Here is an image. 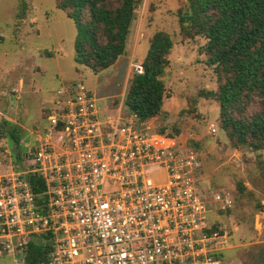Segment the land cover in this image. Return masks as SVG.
<instances>
[{"label":"built area","instance_id":"built-area-1","mask_svg":"<svg viewBox=\"0 0 264 264\" xmlns=\"http://www.w3.org/2000/svg\"><path fill=\"white\" fill-rule=\"evenodd\" d=\"M122 102L104 106L82 82L61 84L35 142L20 139L18 161L3 151L0 256L23 263L36 241L49 246L42 264H223L232 245L218 217L231 196L199 189L192 135Z\"/></svg>","mask_w":264,"mask_h":264},{"label":"rangeland","instance_id":"rangeland-1","mask_svg":"<svg viewBox=\"0 0 264 264\" xmlns=\"http://www.w3.org/2000/svg\"><path fill=\"white\" fill-rule=\"evenodd\" d=\"M185 8L186 0H139L125 53L109 68L94 74L74 62L76 29L66 12L56 7V0H0V157H7L4 150L13 159L17 151H24L20 142L17 145L7 137L10 126L18 128L20 139L25 138L29 145L35 142L30 132L45 125L41 108L54 97L59 70L66 83L82 82L102 105L119 104L135 67L141 66L152 35L164 32L172 47L161 80L171 98L164 100L158 115V119L163 118L155 124L192 135L201 160V174L196 178L199 189L226 191L232 198V207L218 217L232 245L224 252L223 264H261L264 150L233 148L219 128L218 102L204 95L217 89V77L200 51L205 39L186 38L180 33L176 12ZM19 80H23V88L18 87ZM238 184L243 191L238 190ZM22 259L20 254H4L0 264H23Z\"/></svg>","mask_w":264,"mask_h":264},{"label":"trees","instance_id":"trees-1","mask_svg":"<svg viewBox=\"0 0 264 264\" xmlns=\"http://www.w3.org/2000/svg\"><path fill=\"white\" fill-rule=\"evenodd\" d=\"M138 2L56 0L76 29L74 62L94 74L113 65L125 53ZM176 17L184 37L205 39L200 51L217 77V89L204 95L218 102L219 128L233 148L264 150V0H186V8L177 10ZM171 47L168 34L154 33L141 61L142 73H133L128 80L122 103L140 119L159 115L164 100L171 98L161 80ZM6 133L18 145L19 129L10 126ZM189 145L197 149L194 142ZM19 154L15 153L17 161ZM238 190L244 187L238 184ZM48 252L47 243L29 241L23 264L46 263Z\"/></svg>","mask_w":264,"mask_h":264},{"label":"crops","instance_id":"crops-1","mask_svg":"<svg viewBox=\"0 0 264 264\" xmlns=\"http://www.w3.org/2000/svg\"><path fill=\"white\" fill-rule=\"evenodd\" d=\"M61 74H62V73H61L60 70H59V71H58V75H59V77H58V81H57V85L59 84V86H60L61 84H65V83H66V82L64 81V79L60 78V76H62ZM17 85H18L19 88H23V86H24V82H23V80H19V83H17ZM57 85H55V88L57 87ZM59 86H58V87H59ZM58 87H57V88H58ZM55 88H54V89H55ZM57 88H56V89H57ZM54 89H53V90H54ZM56 89H55V90H56ZM55 90H54V91H55ZM52 100H53V97H52V99H49V101H47L46 103H44V104H47V107H44V105L42 106V108H41V115H40L41 118L44 119V112H45V110L49 107V105H50V103L52 102Z\"/></svg>","mask_w":264,"mask_h":264}]
</instances>
